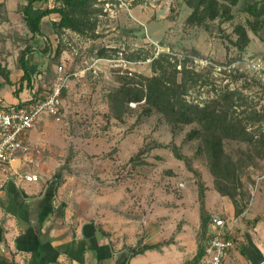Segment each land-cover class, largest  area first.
<instances>
[{"label":"rangeland","instance_id":"obj_1","mask_svg":"<svg viewBox=\"0 0 264 264\" xmlns=\"http://www.w3.org/2000/svg\"><path fill=\"white\" fill-rule=\"evenodd\" d=\"M60 1L34 6L51 8ZM216 2L211 19L208 4L191 18L200 0H97L82 33L54 35L48 19L44 38L34 39L20 10L25 0H0V64L10 69L14 91L21 77L16 75L19 56L32 46L36 50L28 54L40 59L32 74L38 96L52 92L59 67L65 77L57 115H42L33 127L50 164L47 182L55 191L61 188L64 200L107 198L113 217L122 212L136 223L155 220L145 231L162 226L170 231L185 222L183 203L200 210L199 195L204 209L206 203L216 207L218 193L242 211L264 197V120H248L253 110L264 116V0H239L235 6ZM249 4L256 5L254 13ZM163 53L198 74L187 100L208 101L225 90L238 93L235 116L258 142L224 140L219 162L212 163L203 137L188 138L195 125L173 130L143 103L120 107L110 99L126 79L153 76L151 61ZM10 91L5 95L18 97ZM0 103L10 105L3 98Z\"/></svg>","mask_w":264,"mask_h":264},{"label":"crops","instance_id":"obj_2","mask_svg":"<svg viewBox=\"0 0 264 264\" xmlns=\"http://www.w3.org/2000/svg\"><path fill=\"white\" fill-rule=\"evenodd\" d=\"M53 15L45 17L42 25L48 19L57 20L52 19ZM32 53L25 59L31 76L40 65L37 62L40 59ZM16 75L22 76V71L17 69ZM10 76L9 73L12 83ZM33 84L32 80L31 89L23 84L18 97L6 96L5 92L14 91L15 84L0 79V101L3 98L10 105L27 101L35 96ZM28 139L40 152L14 160L11 175L0 188V264H188L195 259L202 239L198 205L188 207L181 201L184 206L180 217L185 222L179 230L174 225L170 231L165 226L162 230L145 231L156 221L136 223L125 220L122 212H116L113 217L107 198H100L98 203L92 199L81 202L78 198L74 201L65 197L64 200L61 188L55 191L47 182L50 164L38 147L33 128ZM18 174L34 175L38 179L27 182ZM215 194L216 207L206 203V214L237 219L232 231L234 246L222 264H264V197L256 198L252 208L237 216L231 202ZM155 245L159 247L129 256L130 249Z\"/></svg>","mask_w":264,"mask_h":264},{"label":"trees","instance_id":"obj_3","mask_svg":"<svg viewBox=\"0 0 264 264\" xmlns=\"http://www.w3.org/2000/svg\"><path fill=\"white\" fill-rule=\"evenodd\" d=\"M189 0V3L192 4ZM210 1V2H207ZM235 6L239 0H221ZM26 4L20 7L25 27L31 38L41 35L42 20L52 14H56L58 19L51 22L54 35L63 30H71L73 32L82 33L90 13L93 11L97 0H61L59 6L51 8H36L35 3L48 2V0H25ZM207 2V3H206ZM208 4L207 13L211 19L217 14L215 5L216 0H200V3L193 9L192 17L199 14V7ZM214 10L212 9V6ZM254 4L247 5V9L254 13ZM31 48L21 52L18 65L22 71L20 77L19 88L15 95L22 91L23 84L29 89L32 88V76L29 69L25 65V59ZM59 54V51L56 52ZM164 63V64H163ZM153 76L145 77L137 75V81L126 79L120 87L110 95V99L120 103V107L129 103H143L148 109L162 115L173 130L182 126L195 125L198 129H194L188 134L189 139H200L203 137L204 151L208 159L212 163L219 162L222 151V143L224 140H235L254 146L257 141L254 132H250L247 125L241 119L235 116L236 101L241 100L236 97L235 91L225 90L222 95L208 101L197 102L186 99L187 92L190 87L198 82V74L186 69L185 63L170 57L167 54H158L151 61ZM180 67L179 69H177ZM0 76L5 83L10 84L9 71L0 64ZM179 76V77H178ZM38 94L36 91L35 96ZM31 103L25 101L19 103L18 106ZM249 121H263L264 116L253 110L248 113ZM226 195V194H225ZM203 195H199L200 204V238H203L207 230L209 216L204 209ZM243 211L235 209L238 216ZM159 245L147 247H137L130 249L129 256L142 253L148 248H158ZM201 253L199 245L198 253L195 259L188 264L197 261Z\"/></svg>","mask_w":264,"mask_h":264},{"label":"built area","instance_id":"obj_4","mask_svg":"<svg viewBox=\"0 0 264 264\" xmlns=\"http://www.w3.org/2000/svg\"><path fill=\"white\" fill-rule=\"evenodd\" d=\"M251 68L262 70L259 63H252ZM64 86L65 77L62 75V68L59 67L50 94L42 97L33 95L27 100L31 103L22 106H5L0 103V188L11 175V164L14 160L40 152L38 148L29 144V133L40 116L57 115L60 92ZM17 176L27 182L38 179L34 175L18 174ZM236 222L235 217L210 216L207 230L200 242L201 253L194 264H222L234 246L232 231Z\"/></svg>","mask_w":264,"mask_h":264}]
</instances>
